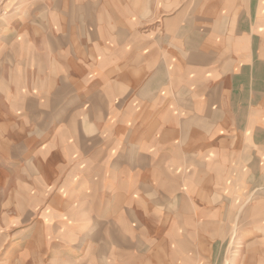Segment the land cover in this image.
Instances as JSON below:
<instances>
[{
    "label": "crops",
    "instance_id": "0c3cea01",
    "mask_svg": "<svg viewBox=\"0 0 264 264\" xmlns=\"http://www.w3.org/2000/svg\"><path fill=\"white\" fill-rule=\"evenodd\" d=\"M32 1L0 189L36 220L4 263L264 264V0Z\"/></svg>",
    "mask_w": 264,
    "mask_h": 264
},
{
    "label": "rangeland",
    "instance_id": "374dc122",
    "mask_svg": "<svg viewBox=\"0 0 264 264\" xmlns=\"http://www.w3.org/2000/svg\"><path fill=\"white\" fill-rule=\"evenodd\" d=\"M34 4L32 0H0V70L2 69L1 61L4 50L14 43H25L27 32L19 30L18 27L21 23L32 25L36 20L30 16L27 19H20V17L26 11H29ZM6 55L9 57L8 51ZM17 191L0 189V264H5L3 259L9 247L15 244L20 237L31 232L32 227H34V222L32 221L36 220L33 213L26 212L23 208L25 207V202L29 203V198L31 200L32 196H19ZM18 208H20V211ZM29 213L31 214L29 215ZM20 217L24 219L26 224L31 223V225L27 227L21 226L18 221ZM25 254L26 256L24 257H18L15 254L10 262L13 264H25L28 261H32L31 259L34 255L30 252ZM39 261L40 264H69L65 259H58L52 263L46 258L39 259ZM222 264H227V259L224 258Z\"/></svg>",
    "mask_w": 264,
    "mask_h": 264
}]
</instances>
